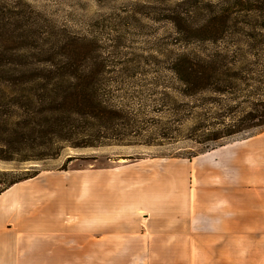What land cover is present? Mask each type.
I'll return each mask as SVG.
<instances>
[{
  "label": "rangeland",
  "instance_id": "rangeland-1",
  "mask_svg": "<svg viewBox=\"0 0 264 264\" xmlns=\"http://www.w3.org/2000/svg\"><path fill=\"white\" fill-rule=\"evenodd\" d=\"M239 9L238 0H0V63L5 60L6 69H12L9 61L19 63L31 54L44 59L49 42H57L66 30L70 37L95 39L104 48L120 41L121 47L113 53L116 59H109L108 68L126 76L116 61L121 57H140L141 62L128 66L141 67V83L157 81L162 90L170 92V63L177 55L219 61L223 53L236 57V45L242 39L238 32ZM219 12L229 15L221 40L217 31L209 38L200 30ZM32 37L37 38L36 43ZM200 97V108L190 109L199 121L189 123L187 104ZM216 99L225 104L231 102L225 95L215 96L210 86L196 97H180L176 107L179 122L174 127L178 131L159 147L161 154H203L192 159L150 158L146 155H152V150L139 147L65 146L55 159L40 163L39 175L20 182L32 185L21 186L12 196L62 197L65 185L72 197L83 191L74 190L69 184L102 183L107 197L119 199L121 208L132 211L133 217L142 221L143 230L149 225L155 228L160 220L176 230L181 225L184 230L190 227L193 231H238L241 242L259 241L258 245H264V128L212 140L225 127L233 125L231 129L235 130L234 119L250 111L256 102L225 113ZM196 132L206 144L194 142ZM189 134L192 138L187 137ZM3 151L0 149V155ZM70 157L73 159L67 163L66 171L60 170ZM21 159L18 154L14 161L0 160V169L27 166ZM152 208L165 210L155 212ZM246 247L243 244L241 251H246Z\"/></svg>",
  "mask_w": 264,
  "mask_h": 264
},
{
  "label": "trees",
  "instance_id": "trees-1",
  "mask_svg": "<svg viewBox=\"0 0 264 264\" xmlns=\"http://www.w3.org/2000/svg\"><path fill=\"white\" fill-rule=\"evenodd\" d=\"M238 4V32L242 39L236 45V57L229 58L223 53L219 61L177 55L170 63L172 80L167 81L170 92L162 90L157 81L141 83V67L128 66L141 62L140 57H121L116 61L127 72L126 76L114 74L108 68L109 59H116L113 53L121 47L120 41L104 48L95 39L70 37L66 30L57 42H49L44 59L37 53L31 54L19 63L9 61L12 69H6V61L2 60L0 149L5 151L0 160L14 161L20 154V161L27 166L0 169V195L39 175L40 163L55 159L65 146L139 147L152 150V155H146L150 158L192 159L203 154H161L159 147L178 131L174 129L179 122L178 99L201 95L207 86L215 96L222 94L231 101L225 104L216 99L225 113H230L233 107L243 108L245 103L256 102L250 111L234 119L235 130L231 129L233 125L225 127L212 140L261 131L264 128V0H238ZM228 16L219 12L200 30L209 38L217 31L221 40ZM120 38L118 34L117 40ZM31 40L37 42V38ZM201 99L187 104L189 123L199 121V116L190 109L200 108ZM187 137L192 138L191 134ZM192 139L197 144L207 143L197 132ZM72 159H67L60 170L66 171Z\"/></svg>",
  "mask_w": 264,
  "mask_h": 264
},
{
  "label": "crops",
  "instance_id": "crops-1",
  "mask_svg": "<svg viewBox=\"0 0 264 264\" xmlns=\"http://www.w3.org/2000/svg\"><path fill=\"white\" fill-rule=\"evenodd\" d=\"M29 184L0 195V264H264V245L241 242L238 231L176 230L160 220L143 230L102 183L69 184L83 191L72 197L65 185L62 197L12 196Z\"/></svg>",
  "mask_w": 264,
  "mask_h": 264
}]
</instances>
